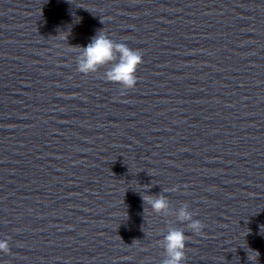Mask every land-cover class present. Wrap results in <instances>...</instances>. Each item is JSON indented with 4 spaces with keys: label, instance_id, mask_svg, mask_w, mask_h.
<instances>
[{
    "label": "clouds",
    "instance_id": "clouds-1",
    "mask_svg": "<svg viewBox=\"0 0 264 264\" xmlns=\"http://www.w3.org/2000/svg\"><path fill=\"white\" fill-rule=\"evenodd\" d=\"M101 23H103L102 20ZM74 48L79 52L75 59L77 72L89 75L105 68L101 77L105 81L117 84L124 90L136 87L138 82L137 70L144 63L141 49H133L126 43L117 42L110 38L103 29L91 38V42L86 47L76 46ZM170 190L175 191L176 188ZM163 192L158 195H142V200L144 205H149L157 215L173 216L175 222L185 225V227H176L170 224L166 233L163 234V239L159 242L163 248L164 256L161 264H184L186 242L189 239L185 235V231L199 235L205 225L201 220L194 219L196 214L190 210L187 202L181 203L179 208L174 209ZM145 211L144 206V213ZM9 251L8 240H0V252L8 253ZM255 253L258 257L259 253Z\"/></svg>",
    "mask_w": 264,
    "mask_h": 264
}]
</instances>
